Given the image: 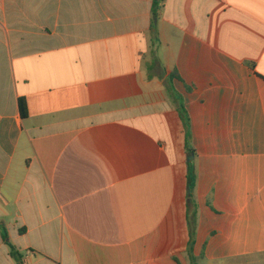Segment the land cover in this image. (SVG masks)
<instances>
[{
  "label": "crops",
  "instance_id": "1",
  "mask_svg": "<svg viewBox=\"0 0 264 264\" xmlns=\"http://www.w3.org/2000/svg\"><path fill=\"white\" fill-rule=\"evenodd\" d=\"M154 1L0 0V264H264V0Z\"/></svg>",
  "mask_w": 264,
  "mask_h": 264
},
{
  "label": "trees",
  "instance_id": "2",
  "mask_svg": "<svg viewBox=\"0 0 264 264\" xmlns=\"http://www.w3.org/2000/svg\"><path fill=\"white\" fill-rule=\"evenodd\" d=\"M163 1L164 0H155L154 1L153 15L156 18L159 16V11L161 10V8L163 6ZM19 107H20V112H21L22 117L26 118L28 116V111H27V106H26L24 99H20ZM180 111H181L182 117L184 118V120H186L187 117H186V112H185V108L183 105L180 106ZM190 152H192V150H190ZM192 190H193V185H192L191 180H190L189 181V193H188V201H189L190 205L191 204L194 205ZM0 230L2 231L4 238L7 240L8 234H7L5 226L2 223H0ZM192 243L193 242L190 243V247H191ZM10 252H11L12 257H14L16 259L18 264H22L21 255L18 252H16V250L14 249V247L12 245H10Z\"/></svg>",
  "mask_w": 264,
  "mask_h": 264
},
{
  "label": "water",
  "instance_id": "3",
  "mask_svg": "<svg viewBox=\"0 0 264 264\" xmlns=\"http://www.w3.org/2000/svg\"><path fill=\"white\" fill-rule=\"evenodd\" d=\"M193 158V156H190V159L189 160H191Z\"/></svg>",
  "mask_w": 264,
  "mask_h": 264
}]
</instances>
